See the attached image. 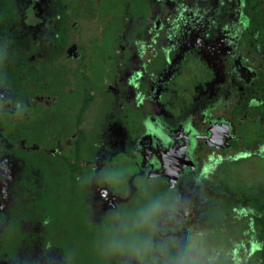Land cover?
Segmentation results:
<instances>
[{
	"label": "flooded vegetation",
	"instance_id": "1",
	"mask_svg": "<svg viewBox=\"0 0 264 264\" xmlns=\"http://www.w3.org/2000/svg\"><path fill=\"white\" fill-rule=\"evenodd\" d=\"M173 8L171 0H14V8L0 7V99L12 102L0 111V189L6 192L0 195V264H62L65 255L64 264H82L100 231L93 227L99 224L97 186L84 183L87 171L93 166L97 172L103 166L148 171L150 158L171 145L177 154L176 147L194 135L197 168L176 178L189 207L218 225L250 216L254 224L247 220L248 231L264 240L263 170L243 176L225 169L229 188L244 190L246 198L198 205L196 195L205 189L199 162L213 153L218 160L234 154L225 163L254 159L264 165V150H246L252 127L264 118V0H225L218 17L208 13L210 28L207 17L195 28L189 22L171 61L160 58L148 66V72L156 71L155 82L145 75L140 89L131 88L127 68L140 61L127 41L148 39L155 28L160 42L168 43ZM246 15L254 30L253 52L245 45ZM157 119L167 125L166 137ZM210 127L224 146L206 142L202 135ZM159 176L163 188L167 176ZM252 246L259 244L252 240ZM95 261L102 264V258Z\"/></svg>",
	"mask_w": 264,
	"mask_h": 264
},
{
	"label": "clouds",
	"instance_id": "2",
	"mask_svg": "<svg viewBox=\"0 0 264 264\" xmlns=\"http://www.w3.org/2000/svg\"><path fill=\"white\" fill-rule=\"evenodd\" d=\"M171 3L174 8L173 15L168 17L171 25L166 31L168 43L160 42L155 28L148 39L133 37L127 41L140 61L138 67L127 68L130 74L126 84L131 88L140 89L145 75L155 82L156 71L148 72L153 60L171 61L184 26L190 22L195 28L207 17L210 28L209 17L220 15L225 0H217L214 9L210 7V0H195L196 7L193 0H171ZM209 12L213 15L208 16ZM186 13L191 15L186 16ZM224 43L231 46L232 40L225 39ZM196 44H200L199 39ZM2 51L0 49V62L4 59ZM184 85L190 86V82ZM136 95L138 102L143 103L144 93L138 91ZM11 103L9 99H0V111ZM156 126L161 136L166 137L167 125L157 119ZM90 143L94 148L100 146L93 137ZM129 151L134 157L136 146H130ZM184 152L190 153L191 149L186 148ZM210 156L214 162L208 159L199 162L201 183L210 181L234 154L220 155L219 161H215V153ZM76 182L81 191V175L76 177ZM93 182L98 193L94 211L99 217V224L93 227L100 229L93 238V247L96 257L102 258V264H264V240L257 239L255 230L247 229V220L254 224L252 217L241 215L239 219L233 217L227 224L219 225L214 220L196 217L189 207V199L177 188L175 174L167 177L166 186L161 188L165 180L150 170L141 168L133 172L127 166H103L97 172L93 166L85 174L84 183L91 186ZM196 187L199 189V184ZM0 195H6L5 189H0ZM196 195L198 205L213 198L200 191ZM252 240L259 244L258 248H253ZM53 243L49 240L48 246ZM67 259V255L61 257L62 264Z\"/></svg>",
	"mask_w": 264,
	"mask_h": 264
},
{
	"label": "rangeland",
	"instance_id": "3",
	"mask_svg": "<svg viewBox=\"0 0 264 264\" xmlns=\"http://www.w3.org/2000/svg\"><path fill=\"white\" fill-rule=\"evenodd\" d=\"M27 1V0H26ZM3 4L4 8H9L12 9L14 8V0H0V4ZM182 116H185V114H182ZM143 155L146 157L144 154V149ZM212 155V154H211ZM209 156V154H208ZM210 162L213 161L212 159H209ZM215 161H219L217 158H215ZM230 163V164H229ZM230 165V166H227ZM230 168L233 169L234 171L243 174V176L246 175H251L253 171L255 170H260L264 172V165H262L261 162L259 164L254 160L250 159L248 161H241L237 159L236 161L233 160L231 162H226L221 167L217 170L216 174L211 178L210 181L203 182L201 183V179L199 183L202 186H205V189L202 191V193L207 194V197H213L211 200H222V199H238V198H246L247 193L244 190L241 191H235L233 188H229L227 181L225 180V169ZM206 170V169H203ZM202 171V169H200ZM243 194V195H242ZM251 194V192H250ZM264 209V208H263ZM83 262L82 264H96V254L93 249H91L86 255L83 257Z\"/></svg>",
	"mask_w": 264,
	"mask_h": 264
},
{
	"label": "water",
	"instance_id": "4",
	"mask_svg": "<svg viewBox=\"0 0 264 264\" xmlns=\"http://www.w3.org/2000/svg\"><path fill=\"white\" fill-rule=\"evenodd\" d=\"M214 125V124H212ZM211 125V126H212ZM224 127L226 130H229L230 125L228 122H224ZM198 135H194L188 142H186L185 146L176 147L175 151L177 154L173 152V145H171V149L167 151L160 157L150 158V171L156 172L157 175L164 174L167 177L175 174V179L181 174L185 169H192L193 167L197 168V162L194 160V156L192 155L193 148L195 146V138ZM208 144H216V146H224V144L217 143L216 139L212 134L211 127L208 129L207 133L202 135ZM191 149L190 153H185L184 149ZM195 168V169H196ZM192 169V170H195Z\"/></svg>",
	"mask_w": 264,
	"mask_h": 264
},
{
	"label": "trees",
	"instance_id": "5",
	"mask_svg": "<svg viewBox=\"0 0 264 264\" xmlns=\"http://www.w3.org/2000/svg\"><path fill=\"white\" fill-rule=\"evenodd\" d=\"M245 28H246V34H245V45L246 47H250L251 52L254 51L255 47V36H254V30L252 25V20L250 16H245ZM262 51L264 55V45H262ZM262 63H264V59L262 60ZM264 67V65H262ZM264 73V69L262 70ZM264 86V74L261 79V87ZM257 120L259 118L252 117L250 119V122L253 120ZM260 148V150H264V118L262 119V122L260 124H257L256 126L252 127V132L247 136V143H246V150L247 151H256Z\"/></svg>",
	"mask_w": 264,
	"mask_h": 264
}]
</instances>
